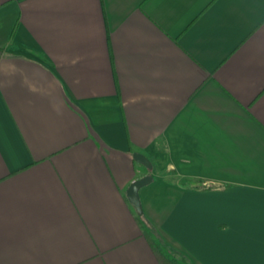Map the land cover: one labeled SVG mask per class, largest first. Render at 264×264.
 Returning a JSON list of instances; mask_svg holds the SVG:
<instances>
[{
	"label": "crops",
	"instance_id": "crops-1",
	"mask_svg": "<svg viewBox=\"0 0 264 264\" xmlns=\"http://www.w3.org/2000/svg\"><path fill=\"white\" fill-rule=\"evenodd\" d=\"M159 255L264 264V0H0V264Z\"/></svg>",
	"mask_w": 264,
	"mask_h": 264
},
{
	"label": "water",
	"instance_id": "water-1",
	"mask_svg": "<svg viewBox=\"0 0 264 264\" xmlns=\"http://www.w3.org/2000/svg\"><path fill=\"white\" fill-rule=\"evenodd\" d=\"M132 158L136 163L143 165L146 169L148 170L152 169L150 162L143 156L139 154H133ZM151 181H152V178L150 176H146L141 179L133 181L127 189V192H126L127 200L133 206V208L138 214L142 213L138 191L142 187L147 186Z\"/></svg>",
	"mask_w": 264,
	"mask_h": 264
},
{
	"label": "trees",
	"instance_id": "trees-1",
	"mask_svg": "<svg viewBox=\"0 0 264 264\" xmlns=\"http://www.w3.org/2000/svg\"><path fill=\"white\" fill-rule=\"evenodd\" d=\"M158 258L161 264H177L175 261L168 257H163L159 255Z\"/></svg>",
	"mask_w": 264,
	"mask_h": 264
}]
</instances>
